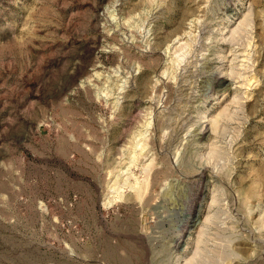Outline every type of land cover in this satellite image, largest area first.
<instances>
[{
	"label": "rangeland",
	"instance_id": "obj_1",
	"mask_svg": "<svg viewBox=\"0 0 264 264\" xmlns=\"http://www.w3.org/2000/svg\"><path fill=\"white\" fill-rule=\"evenodd\" d=\"M0 264H264V0H0Z\"/></svg>",
	"mask_w": 264,
	"mask_h": 264
}]
</instances>
